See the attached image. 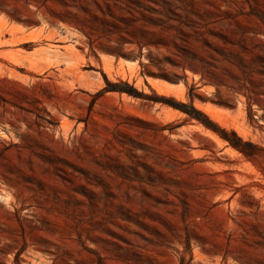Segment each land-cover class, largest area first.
I'll return each mask as SVG.
<instances>
[{"label": "rangeland", "instance_id": "374dc122", "mask_svg": "<svg viewBox=\"0 0 264 264\" xmlns=\"http://www.w3.org/2000/svg\"><path fill=\"white\" fill-rule=\"evenodd\" d=\"M0 264H264V0H0Z\"/></svg>", "mask_w": 264, "mask_h": 264}, {"label": "trees", "instance_id": "16d2710c", "mask_svg": "<svg viewBox=\"0 0 264 264\" xmlns=\"http://www.w3.org/2000/svg\"><path fill=\"white\" fill-rule=\"evenodd\" d=\"M107 86L110 88H106V90H123L129 94H134V95H141L139 92H137L135 89L129 87L127 84H125V86L123 88H114L116 87L115 85L110 84L109 82H106ZM156 99H158L159 101L168 103L170 105H172L173 107L179 108L183 111H185L189 116L194 117L195 119L201 121L205 126L210 127L213 130H216V126L213 122H211L202 112L196 110L194 107L192 106H186V104L182 103V102H177L174 100H169L170 98H164L162 96L157 97ZM204 118H202V117ZM221 137H223L224 139H228L226 137V132L225 130H221ZM229 143L237 146L235 143H233L232 141L229 140Z\"/></svg>", "mask_w": 264, "mask_h": 264}]
</instances>
